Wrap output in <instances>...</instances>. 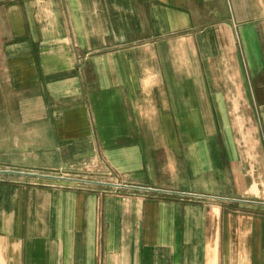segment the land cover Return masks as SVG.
Returning <instances> with one entry per match:
<instances>
[{"label":"crops","instance_id":"1","mask_svg":"<svg viewBox=\"0 0 264 264\" xmlns=\"http://www.w3.org/2000/svg\"><path fill=\"white\" fill-rule=\"evenodd\" d=\"M2 115L0 264H264V0H0Z\"/></svg>","mask_w":264,"mask_h":264},{"label":"rangeland","instance_id":"2","mask_svg":"<svg viewBox=\"0 0 264 264\" xmlns=\"http://www.w3.org/2000/svg\"><path fill=\"white\" fill-rule=\"evenodd\" d=\"M6 115L0 116V123L3 122L2 120H5ZM13 120H14V118H13ZM10 151H11V146L10 145H8V146H2V145H0V163H3V164L4 163H9V162L15 161L17 159V157H13V155H12V153ZM11 173H13V172H11ZM41 176H49V177H54V178H57V177H65V178H68V177H66V175H63V173H61V172H56V173H51V174L41 175ZM70 176L72 178L77 177L76 178L77 180H83L82 178H84V177H88L89 179H92L90 177H94L93 180L95 182L96 181H109L110 180V179H105V177L103 175H99V174H94V175L84 174V175H78V176L77 175H70ZM39 180H41V181L42 180L43 181H57V180H52V179H48V178H43V179L40 178ZM152 192H157V191H153L152 190ZM196 197H200V196H196Z\"/></svg>","mask_w":264,"mask_h":264}]
</instances>
